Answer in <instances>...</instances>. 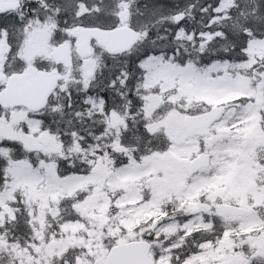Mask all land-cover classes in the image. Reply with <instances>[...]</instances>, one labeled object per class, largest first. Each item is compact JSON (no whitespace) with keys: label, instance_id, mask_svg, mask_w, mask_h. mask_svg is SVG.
<instances>
[{"label":"snow or ice","instance_id":"obj_1","mask_svg":"<svg viewBox=\"0 0 264 264\" xmlns=\"http://www.w3.org/2000/svg\"><path fill=\"white\" fill-rule=\"evenodd\" d=\"M172 8L170 26L163 27L164 9L139 0L135 5L128 0H0V94L15 95L22 78L40 84L35 110L0 100V121L12 124L14 111L25 114L14 125L20 137L0 136V264L40 261L39 200L29 202L25 193L42 186L48 188L45 195L58 197L61 208L45 243L67 240L71 229L66 226L74 224H80L81 239L88 242L53 248L45 264H95L91 220L79 205L97 191V183L83 184L99 175V157L112 161L105 183L123 185L114 192L101 189L105 195L91 201L94 213L105 197L110 202L102 230L105 247L114 253L121 240L143 245L134 255H115L110 264H264V57L251 51L254 43H264V0H233L231 6L226 0H205L199 10L207 23L202 20L198 29L188 27L184 11ZM50 24L52 48L75 47L77 28L101 33L123 28L129 41L112 52L93 36L92 57H101L99 64L85 76L80 59L65 78L63 61L22 55L30 38ZM53 71L58 78L49 91ZM153 72L171 73L174 86L162 89L161 81L149 87ZM241 78L246 87L237 85ZM181 80L195 83L208 99L190 98ZM154 96L162 100L150 110ZM173 111L206 117L197 121L202 133L180 141L165 125L152 127ZM256 115L258 133L249 136ZM41 136L54 138L59 151L29 147L27 137ZM174 151L182 159L167 171L170 185L161 196L144 179L161 174L153 172V157ZM234 166L240 169L234 181L239 190H207L223 185ZM125 195L136 203L121 209L117 201ZM154 202L159 215L138 224L131 238L124 223L118 224V235L109 234L112 218L121 211L122 220H131L130 208Z\"/></svg>","mask_w":264,"mask_h":264},{"label":"rangeland","instance_id":"obj_2","mask_svg":"<svg viewBox=\"0 0 264 264\" xmlns=\"http://www.w3.org/2000/svg\"><path fill=\"white\" fill-rule=\"evenodd\" d=\"M53 31V27L50 25L42 30H38V32L33 35L28 43L25 45L24 51L22 55H24L26 58H31L34 55H43L45 58L50 55L51 46L48 44V38L50 37L51 33ZM251 51L260 57H264V43L256 42L254 43ZM101 57L97 56L95 58L90 57L88 59L84 60L83 65H79V70L86 75L88 72H93L95 70V67L99 64ZM71 71L67 70V77L71 76ZM163 81L161 84V88H171L174 86L175 80L174 76L171 73H164V72H153L151 74L149 85L157 84ZM185 80H181L180 83L183 84ZM237 85L241 88L246 87V81L241 78V80L237 81ZM150 87V86H149ZM185 90L189 94L190 98H195L197 100H204L208 99L207 96L201 95L200 90L195 85V83H192L189 85L187 82V86H185ZM232 97H228L227 99H231ZM174 99V98H173ZM152 104L149 106L150 110L154 109L155 107L159 106V103L162 100V97L160 96H154L151 97ZM191 106V105H189ZM23 111H14L13 112V123L8 124L3 122L0 124V136H13V137H20L21 133H19L14 125L17 120L23 119L24 117ZM184 118L185 116L181 115L178 112L173 111L168 115L167 118L162 119L160 121L155 122L152 127L159 128L161 125H165L167 132L170 136H172L174 139L183 141L185 139H188L189 137L186 136L184 131ZM258 121L259 116L256 115L253 118V122L249 124V127L247 129V134L249 136H256L258 133ZM178 132H180L178 134ZM29 144V147L40 149L47 153H52L59 151V145L55 143L54 138L51 137V142L48 146H43L39 139H35L32 137L26 138ZM182 159L175 151L172 153H169L168 155H157L153 157V172L159 171L160 175H151L146 176L144 179V183L146 185L154 186L155 190L159 193L164 195L167 191V188L170 185V177L167 175V169L169 167L173 168L174 160ZM101 160L103 163V166L100 171H96L99 173L98 176L95 177V179H85L83 186H87L88 183H97V191L94 193L92 197L89 198L88 201H86L84 204L79 205L80 210L90 217L91 220V232L90 234L94 237V254L96 258H105L108 250L105 247L104 242V232L102 231L105 224L108 223V211H109V201H107L105 197V202L101 207V210L99 213H94L90 211V205L91 201L97 196V195H105L101 189L107 188L108 191H115L117 188L123 186V185H116L111 182L105 183V176L110 175L112 173L111 168V159L109 157H99L97 159ZM96 161V162H97ZM95 162V163H96ZM54 171V170H53ZM239 166H234L232 175L224 182L223 185H214L210 188H208V191H229L233 192L236 190H239L240 184L238 182H234L235 178L239 176ZM244 177H240V180H243ZM129 185L132 183H135V181H129L127 182ZM48 192L47 187H40L39 189L35 187L29 188L25 195L28 197L29 202L35 203L37 200H39V216L36 218V223L38 225L37 231L39 233L38 235V241L40 244L39 247V253L41 255V259L38 262V264H45V260L50 256L52 249L57 247H65L68 245L76 244V243H88L87 241H82V235L83 230L80 226V224H74L66 226L67 228L71 229V234L69 235L67 240H60V241H53L51 245L45 243L47 237L51 233V231L56 226V221L59 219V213L60 210L58 208V197L52 196L49 197L48 195H45V193ZM49 199H51V204H49ZM136 203V198L134 196H128L125 195L120 200L117 201V204L121 209L125 207V205H133ZM189 203L194 204V201H191ZM150 207H156V212L149 211ZM129 216H132L133 219L131 220H122V216L125 215L123 211L120 212V214L114 216L112 218L113 226L109 229L110 235H118L119 234V223H124L128 225L129 228V238L133 235V229L138 225L144 223V221H147V219H150L153 215H159V209L158 205H146L142 208H130L128 213ZM127 239V238H126ZM121 242H126V240H121ZM120 242V243H121ZM89 247H93L92 244H89ZM88 260H81V264H88ZM27 264H33L31 259L27 260Z\"/></svg>","mask_w":264,"mask_h":264},{"label":"water","instance_id":"obj_3","mask_svg":"<svg viewBox=\"0 0 264 264\" xmlns=\"http://www.w3.org/2000/svg\"><path fill=\"white\" fill-rule=\"evenodd\" d=\"M74 34L79 36L81 39L77 46V52L82 57H88L92 54V48L90 46V40L94 36L96 40L102 45L107 51L116 52L121 50L123 47L128 45L129 34L126 29H121L116 33H101L96 30L90 29H82L77 28L74 30ZM52 55L56 62L63 61L65 66L72 65V51L71 47L67 44L60 48H53ZM58 78L57 73L53 71L52 75L47 79V87L50 91L52 87L55 86L56 79ZM40 88V84L37 81L29 80V79H21L20 84L16 90L15 95H10L9 93L0 94V100H4L8 104H17L24 103L29 106L30 109L35 110L39 105L34 101L38 95V91ZM16 96H23L27 99L18 100ZM206 117H189L187 116L185 119V127L188 135H192L195 133H202L203 128L197 123V121H203ZM40 141L44 145H48L50 142V137L41 136ZM96 170H100L102 168V161L99 160L96 165ZM172 168H168L170 171ZM143 248V245L140 243H123L120 244V247L116 249V252L110 253L107 256L106 261L102 259L95 260V264H110L112 258L117 254H128L134 255L139 252Z\"/></svg>","mask_w":264,"mask_h":264},{"label":"trees","instance_id":"obj_4","mask_svg":"<svg viewBox=\"0 0 264 264\" xmlns=\"http://www.w3.org/2000/svg\"><path fill=\"white\" fill-rule=\"evenodd\" d=\"M89 2H92V0H89ZM129 4L135 5L137 3V0H128ZM140 3H148L150 6H160L164 9L163 12V19L161 20L160 24L163 27L170 26V15L171 11L175 10L172 8V6L178 7L179 10H182L185 12V14L189 17V23L188 27L191 28H199L200 22L203 20L204 23H207L206 15L200 12V6L205 2V0H168L167 4L162 3V0H139ZM226 2L231 6L233 0H226ZM219 23V21H218ZM51 27H53L50 24ZM163 30V28H162ZM155 35V33H154ZM80 59H76V63H78ZM187 83H184L183 85H186ZM157 121H160L158 119ZM155 121V122H157ZM4 121H0V124H2ZM154 122V123H155ZM153 123V124H154ZM191 138V137H189ZM103 145H101L102 147ZM162 196V194H160ZM59 210L61 211V208L59 206ZM39 242V241H38ZM88 264H92L91 261H89Z\"/></svg>","mask_w":264,"mask_h":264}]
</instances>
